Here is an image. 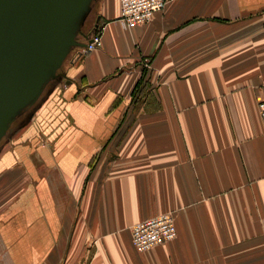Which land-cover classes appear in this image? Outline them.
Segmentation results:
<instances>
[{
  "label": "crops",
  "instance_id": "0c3cea01",
  "mask_svg": "<svg viewBox=\"0 0 264 264\" xmlns=\"http://www.w3.org/2000/svg\"><path fill=\"white\" fill-rule=\"evenodd\" d=\"M98 3L66 109L0 157V264H264V0H171L136 27ZM165 212L176 238L138 251L132 225Z\"/></svg>",
  "mask_w": 264,
  "mask_h": 264
},
{
  "label": "water",
  "instance_id": "95a60500",
  "mask_svg": "<svg viewBox=\"0 0 264 264\" xmlns=\"http://www.w3.org/2000/svg\"><path fill=\"white\" fill-rule=\"evenodd\" d=\"M97 1L0 0V143L60 76L72 50L88 45L100 20L89 33L83 27Z\"/></svg>",
  "mask_w": 264,
  "mask_h": 264
},
{
  "label": "built area",
  "instance_id": "2783aa9c",
  "mask_svg": "<svg viewBox=\"0 0 264 264\" xmlns=\"http://www.w3.org/2000/svg\"><path fill=\"white\" fill-rule=\"evenodd\" d=\"M171 0H121L120 21L127 27H136L151 20ZM100 25L85 47L93 50L103 44V36L98 33ZM104 26L102 27V30ZM103 33V31H102ZM148 66V61L145 62ZM259 112L264 122V84L261 87ZM178 228L175 215L165 212L134 223L131 227L132 241L138 251L144 252L158 245L168 243L177 236Z\"/></svg>",
  "mask_w": 264,
  "mask_h": 264
},
{
  "label": "rangeland",
  "instance_id": "374dc122",
  "mask_svg": "<svg viewBox=\"0 0 264 264\" xmlns=\"http://www.w3.org/2000/svg\"><path fill=\"white\" fill-rule=\"evenodd\" d=\"M98 11H99V3L95 6L94 10L92 11V13L90 15V19H91L90 24L91 25L89 26V28H87L86 31H89V30L91 31L94 28ZM103 26H104L103 24H100V27L97 30V34L98 33L102 34V31H103L102 27ZM79 38L83 39V35L80 34ZM101 46L96 47L95 49H98ZM95 49H93V50H95ZM93 50H88L86 48H78V47L72 50L71 54L68 56L67 60L65 61L63 67L60 69V72H61L60 76L58 78H56L54 81H52V83L49 84L45 93L42 95V97L39 99V101L34 106L30 107L22 116H20L13 123L10 131L8 132V134L5 136V138L0 143V157L5 152V148L7 146H11L14 143V141L17 139V137L22 133V131H24L28 127H34L35 125H37L36 122L39 121L38 123L40 124L39 126L35 127L37 131H41L40 129L45 127V126H47L46 129L51 128V124L49 122L43 123L42 120L38 119V116L40 117V115H41L39 113H41L42 109H44L45 107H47L50 104H51L50 108H47L48 109L47 114L49 116L51 115L54 117L56 114L64 112L66 107L64 106V100H63L64 97L62 96V93H63L62 91H63V89H65L68 86V84H71V82L68 80V77H67V72H68V69L70 67V63H71V61H73V58L76 55L82 57L85 54H88L89 52H91ZM78 51L80 53H78ZM146 85L147 84L145 82V78H142L139 82L137 90L135 89V92H133V101H134V99H139V96H142L141 92L144 91V88L146 87ZM58 88H61L62 93L59 92L58 95H55L54 93H56V91H58ZM84 98H88V97L84 96ZM48 103H50V104H48ZM44 121H45V119H44ZM54 129L55 128H53V130ZM46 131H48V130H46ZM45 132L41 131V133H43V134H45ZM46 134H47V132H46ZM37 139H38V137H37ZM24 144H26V143H23V145ZM28 144H29V142H27V145ZM90 167L93 168L94 165H91Z\"/></svg>",
  "mask_w": 264,
  "mask_h": 264
},
{
  "label": "flooded vegetation",
  "instance_id": "af4514ba",
  "mask_svg": "<svg viewBox=\"0 0 264 264\" xmlns=\"http://www.w3.org/2000/svg\"><path fill=\"white\" fill-rule=\"evenodd\" d=\"M90 15H91V14H90ZM90 15L88 16V18H87V20H86V23H85V25H84V27H83V32H85V33H89V32H90V30H89V31H86L87 28H89V26L91 25V24H90V22H91ZM92 28H93V27H92Z\"/></svg>",
  "mask_w": 264,
  "mask_h": 264
}]
</instances>
